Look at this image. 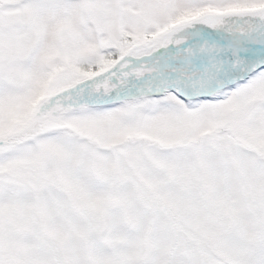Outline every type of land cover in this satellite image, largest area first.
<instances>
[{
	"label": "snow or ice",
	"instance_id": "snow-or-ice-1",
	"mask_svg": "<svg viewBox=\"0 0 264 264\" xmlns=\"http://www.w3.org/2000/svg\"><path fill=\"white\" fill-rule=\"evenodd\" d=\"M0 264H264V0H0Z\"/></svg>",
	"mask_w": 264,
	"mask_h": 264
}]
</instances>
